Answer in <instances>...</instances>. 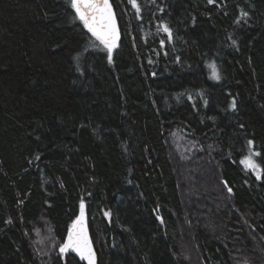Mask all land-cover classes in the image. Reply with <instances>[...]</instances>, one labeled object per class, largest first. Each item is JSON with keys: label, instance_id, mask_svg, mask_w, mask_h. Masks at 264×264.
<instances>
[{"label": "trees", "instance_id": "trees-1", "mask_svg": "<svg viewBox=\"0 0 264 264\" xmlns=\"http://www.w3.org/2000/svg\"><path fill=\"white\" fill-rule=\"evenodd\" d=\"M136 2L0 0V264H264V0Z\"/></svg>", "mask_w": 264, "mask_h": 264}, {"label": "snow or ice", "instance_id": "snow-or-ice-1", "mask_svg": "<svg viewBox=\"0 0 264 264\" xmlns=\"http://www.w3.org/2000/svg\"><path fill=\"white\" fill-rule=\"evenodd\" d=\"M70 7L75 11L74 19H78L91 33L92 37L99 42L100 45L107 51V57L109 63L112 62L113 49L117 47V40L119 39L118 31L116 28V21L112 11V6L109 0H69ZM133 8L137 12H140V8L136 0H129ZM211 4L214 0H208ZM247 12L241 11V16L238 18L246 17ZM162 30L168 34L169 40H171V30L167 25H162ZM163 44L164 42L161 41ZM235 44V41H233ZM212 67V76L215 79H219V75L216 71L215 65ZM232 107H235V101H233ZM253 144L252 141H248L249 147ZM252 155H258L257 153H250L248 157L241 160V164L245 168H251L253 170H259V166L251 159ZM259 179V176L257 177ZM231 191V189H229ZM81 215L74 222L73 227L69 229L67 240L61 245L60 251L64 253L68 249L75 251L83 260L87 261V264H95V255L92 251L90 242L87 238L86 230L83 227V209L84 204L81 203ZM108 215V213H105Z\"/></svg>", "mask_w": 264, "mask_h": 264}, {"label": "water", "instance_id": "water-1", "mask_svg": "<svg viewBox=\"0 0 264 264\" xmlns=\"http://www.w3.org/2000/svg\"><path fill=\"white\" fill-rule=\"evenodd\" d=\"M109 3H110V0H109ZM110 4H111V3H110ZM111 6H112V5H111ZM112 11H113V8H112ZM113 14H114V11H113ZM114 17H115V15H114ZM115 21H116V18H115ZM116 28H117L118 35H119V38H120V32H119V27H118V25H117V22H116ZM118 40H119V39H118ZM118 40H117V42H118ZM80 215H81V211H80V213L78 214V216L76 217V219L73 221V223H72V225H71L70 228L73 227L74 222L80 217ZM160 220H161V219H160ZM83 227H84V229L86 230L87 238H88V240H89V242H90V245H91L92 251H93V253H94V255H95V264H98V254H97V251H96V249H95V245H94V243H93L92 236H91V233H90V227H89V222H88V216H87V214H86L84 211H83ZM70 228H69V229H70ZM68 232H69V230L67 231L66 236H65V239H64V242H63L62 244H64V243L66 242V240H67ZM60 247H61V246H60ZM68 252L73 253L78 259L82 260L85 264H87V261L81 259V257H80L75 251H73L72 249H68V250L65 251L64 253H61L60 248H59V253L62 254V255H65V254H67Z\"/></svg>", "mask_w": 264, "mask_h": 264}]
</instances>
